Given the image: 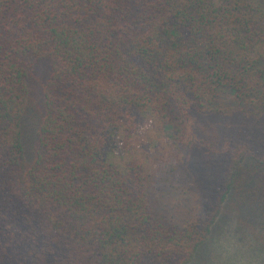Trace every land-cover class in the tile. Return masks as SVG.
<instances>
[{
	"label": "trees",
	"instance_id": "1",
	"mask_svg": "<svg viewBox=\"0 0 264 264\" xmlns=\"http://www.w3.org/2000/svg\"><path fill=\"white\" fill-rule=\"evenodd\" d=\"M227 231L264 264V0H0V264H193Z\"/></svg>",
	"mask_w": 264,
	"mask_h": 264
},
{
	"label": "rangeland",
	"instance_id": "2",
	"mask_svg": "<svg viewBox=\"0 0 264 264\" xmlns=\"http://www.w3.org/2000/svg\"><path fill=\"white\" fill-rule=\"evenodd\" d=\"M137 145H133V148H136ZM121 158H115V162L117 163ZM121 163L125 166L126 160L121 159ZM241 216L235 214V213H227L222 218L221 224L218 226V231H222L223 226H228L232 228L235 232L244 229H247V225L245 226V223L248 221L251 222V219H247V217L243 216V224L241 223ZM256 223L253 230L259 229V224L262 220V218H256ZM237 233V232H236ZM258 233V232H257ZM254 233V234H257ZM221 233H219L220 235ZM231 232L228 231L224 234L223 241L220 242V244H215L211 246L206 253L204 259L198 260L196 259L193 264H235L234 261H239L241 257L236 256L235 251L238 250L240 253L241 251L246 254V252L251 253L254 252V245L251 244L250 239H235L233 236H229ZM239 234V233H238ZM237 234V236H238ZM253 234V235H254ZM246 235V232L242 234V236ZM241 236V237H242ZM236 249L234 252L233 250ZM233 258V260H232ZM204 260V261H203ZM237 264H240L239 262Z\"/></svg>",
	"mask_w": 264,
	"mask_h": 264
}]
</instances>
